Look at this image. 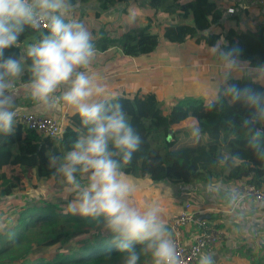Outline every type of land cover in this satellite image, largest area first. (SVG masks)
Wrapping results in <instances>:
<instances>
[{
	"label": "trees",
	"instance_id": "1",
	"mask_svg": "<svg viewBox=\"0 0 264 264\" xmlns=\"http://www.w3.org/2000/svg\"><path fill=\"white\" fill-rule=\"evenodd\" d=\"M97 1L102 9L115 4V0ZM152 1L171 17L178 8L186 17L189 7H195L196 23H215L219 18L216 3L212 0H205L201 5L194 0H186V3L185 0ZM230 19L235 26L221 24L222 31L200 36L195 26L178 27L176 23L163 25L162 33L170 42L178 43L188 36H196L198 40L205 39L209 46L223 38L222 51L230 59L244 67L264 71V21H255L242 29L237 26V15L232 14ZM45 32L38 37L42 38L47 34ZM34 34L32 27L26 25L19 43ZM121 38L126 43L128 54L150 52L157 42V35L147 26L136 32L125 31ZM19 54L17 47L4 52L5 57L13 55L19 58ZM25 60L29 67L31 59L26 53ZM30 79L31 73L27 68L19 80L29 82ZM16 85L15 82L14 90ZM233 86L258 96L259 106L253 108L244 99H234L230 91ZM115 97L111 103L122 106L140 137V144L152 133L165 136L164 151L138 147L131 162L122 166L127 176L165 183L177 194L189 192L199 180L207 182L214 178L235 182L243 180L247 184L264 187V155H261L264 152V80L244 72L230 76L222 83L216 98L177 101L166 113L160 110L154 92ZM65 120L57 135L41 134L16 121L10 134L0 133V205L11 203L7 209H17L16 224L0 232V264H114L125 260V253L119 251L117 243H114L113 233L106 227L103 217L93 219L69 213L65 206L70 199L60 202L61 208L45 201L41 205L30 200L21 201L16 196L22 184L18 175L9 174L14 167L25 173L31 169L37 182L59 180L65 183L63 177L49 167V157H63L85 131L78 115H67ZM168 130H171L169 139ZM256 132L260 136L255 141L257 147H253L250 142ZM14 143L18 146L17 152L11 150ZM200 153L206 157H199ZM164 225L167 227L166 223ZM42 245H54L49 257L42 254L39 248ZM135 248L139 254L138 264L151 256L145 245L136 244Z\"/></svg>",
	"mask_w": 264,
	"mask_h": 264
},
{
	"label": "clouds",
	"instance_id": "2",
	"mask_svg": "<svg viewBox=\"0 0 264 264\" xmlns=\"http://www.w3.org/2000/svg\"><path fill=\"white\" fill-rule=\"evenodd\" d=\"M72 5L69 0H0V133L10 134L20 111L15 103L14 81L23 73V59L5 57L6 49L19 47L25 26L36 28L40 21L47 34L28 44L31 59L28 84L31 98L50 109L62 105L74 109L84 133L63 157H49V167L62 176L67 192L73 196L68 211L93 219L103 217L113 233L124 264H138L135 245L151 251L154 264H179L175 246L159 216L158 206L145 209L134 206L129 197L136 191L122 166L131 162L140 137L131 126L119 103H111L115 94L96 82L86 68L95 55L92 35L74 19H66ZM234 99H244L253 108L260 98L233 86ZM260 136L252 138L253 147ZM264 155V152L261 153ZM200 264H212L202 256Z\"/></svg>",
	"mask_w": 264,
	"mask_h": 264
},
{
	"label": "crops",
	"instance_id": "3",
	"mask_svg": "<svg viewBox=\"0 0 264 264\" xmlns=\"http://www.w3.org/2000/svg\"><path fill=\"white\" fill-rule=\"evenodd\" d=\"M212 1L216 3L219 18L215 23L206 24L196 23L195 7H189V14L186 17L182 15L183 11L179 8L171 17L167 12L161 11L159 5L157 6L151 0H115V4L106 9H102L97 0H69L72 8L66 19H74L88 29L95 49V55L90 64L79 71L94 76L96 82L102 85L108 94L114 93L115 96L154 92L160 110L165 113L177 101L188 98H201L208 101L216 98L222 83L228 77L243 73L240 71L239 62L230 59L222 51L223 38L214 46H209L205 39L198 40L196 36H188L178 43L170 42L163 37L162 33V26L169 23H176L178 27L195 26L199 36L222 31L221 24L235 26V22L230 19L232 14L226 13L222 1ZM194 2L201 5L205 0H194ZM227 5L233 6L234 14L240 17L242 15L243 18L249 13L246 7L254 6L247 0H230ZM144 26L157 35L155 46L147 53L128 54L125 51L126 43L121 38L122 33L136 32ZM45 31L47 30L35 33L19 43L17 48L20 52L19 58L24 61V71L28 68L25 60L27 45L38 42L41 39L38 37L39 34ZM221 63L227 68L225 73L221 71ZM19 78L14 81V84L17 83L15 103L20 109L50 116L63 124L66 116L74 113V109L67 105H62L59 110H56L38 104L30 96L29 82H21ZM148 143H152L154 150L166 149L165 137L162 143L157 134H150L142 145L147 148ZM11 150L18 151L16 143L12 144ZM15 170L19 172L13 174ZM9 174L20 175L23 181L26 175H33V172L28 169L25 173L18 167H14L9 170ZM238 183L223 178H214L207 182L199 180L193 184L192 190L185 192L188 199H191L190 202L197 215L225 232L223 241L213 252L203 255L210 257L212 264H264V203L241 197ZM26 186L25 183L22 184L19 190ZM183 197L184 199L182 197L179 199V204L187 198ZM10 206L11 203L1 204L0 214L1 209H4L5 214L16 212L12 216L14 223L11 226H13L16 224L17 209L12 207L8 210ZM176 209L178 210L179 207ZM162 215L164 216L162 221L166 224H169L175 216L174 214L168 217L164 213ZM4 226L6 228L8 224L5 223L0 227Z\"/></svg>",
	"mask_w": 264,
	"mask_h": 264
},
{
	"label": "built area",
	"instance_id": "4",
	"mask_svg": "<svg viewBox=\"0 0 264 264\" xmlns=\"http://www.w3.org/2000/svg\"><path fill=\"white\" fill-rule=\"evenodd\" d=\"M228 14H234V7L227 5L230 0H221ZM252 4H259L264 11V0H247ZM46 21H40L34 33L47 30L43 27ZM15 121L29 129H35L44 135H57L61 132L63 123L50 116L25 112L20 110ZM241 197L251 201L264 203V187L247 184L241 180L238 183ZM169 237L172 240L179 264H200L205 254H210L224 239L222 228L212 225L199 217L188 197L180 205L174 218L169 222Z\"/></svg>",
	"mask_w": 264,
	"mask_h": 264
},
{
	"label": "rangeland",
	"instance_id": "5",
	"mask_svg": "<svg viewBox=\"0 0 264 264\" xmlns=\"http://www.w3.org/2000/svg\"><path fill=\"white\" fill-rule=\"evenodd\" d=\"M260 7L261 6L255 4L254 6L246 7L249 13L246 14L248 16H244L245 18H243L242 15L240 17L236 14L239 17L238 26L243 29L247 26H251L255 21H264V11ZM249 14H251L252 16H249ZM224 15L226 16L227 14L225 13ZM221 64V71L225 73L227 68L225 64ZM240 71L244 73H250L252 76L264 80V71H256L252 68L244 67L242 65H240ZM157 135L160 136L163 143L165 136H163V134ZM151 144L152 143H148L149 147L152 148ZM159 144L160 143H158V145ZM140 146L143 149L146 148L142 144H140ZM200 156L202 158H205L206 154L200 153L199 157ZM18 172L19 171L15 170L12 173L16 174ZM18 177L20 180V184L25 183L27 185L26 188L20 190L16 194L17 198H20L21 201L30 200L31 202H35L39 205H41L42 202L45 201L53 206H57L60 205V202L62 201L73 199V196L70 195L66 190V184L62 181L54 180L37 182L36 178L33 175H26L22 181L21 176L18 175ZM127 178L136 187L135 193L129 197L131 203L141 209H145L149 206H158L161 209V211L159 212L161 220L164 218L162 213L167 214L168 217L174 216V214H176L174 212L177 210L176 207L178 208L181 205L179 204V199L183 196L188 197L185 193L177 194L172 187L168 186L165 183L153 182L148 178L135 179L131 176H127ZM60 206L61 208H63L62 205ZM65 209L68 211V206H65ZM1 211L0 226L3 224L5 225L6 223L8 224L6 228H11V225L14 223V219L12 218V216H14L16 212H7V214H5L4 209H1ZM166 226L167 230L169 231V224H166ZM4 228L5 226L0 227V231H3ZM39 248L41 249V252L44 256L49 257V253L53 250L54 245H42L39 246ZM124 261L125 260L115 262L114 264H124ZM141 264H154L152 255L149 256L148 260L141 262Z\"/></svg>",
	"mask_w": 264,
	"mask_h": 264
},
{
	"label": "water",
	"instance_id": "6",
	"mask_svg": "<svg viewBox=\"0 0 264 264\" xmlns=\"http://www.w3.org/2000/svg\"><path fill=\"white\" fill-rule=\"evenodd\" d=\"M171 137V130H168L167 139Z\"/></svg>",
	"mask_w": 264,
	"mask_h": 264
}]
</instances>
